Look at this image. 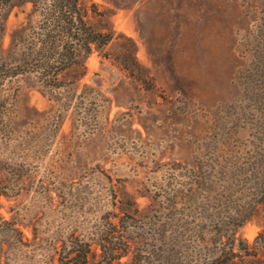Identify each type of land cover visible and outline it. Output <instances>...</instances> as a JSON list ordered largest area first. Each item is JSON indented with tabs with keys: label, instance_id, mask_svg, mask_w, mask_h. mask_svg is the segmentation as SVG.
<instances>
[{
	"label": "rangeland",
	"instance_id": "obj_1",
	"mask_svg": "<svg viewBox=\"0 0 264 264\" xmlns=\"http://www.w3.org/2000/svg\"><path fill=\"white\" fill-rule=\"evenodd\" d=\"M79 1L112 39L77 81L19 76L11 98L0 212L29 240L15 264H58L111 213L137 219L133 253L158 252L162 235L190 251L202 229L252 243L264 226V0ZM32 11L14 0L0 12L2 49L39 21Z\"/></svg>",
	"mask_w": 264,
	"mask_h": 264
},
{
	"label": "trees",
	"instance_id": "obj_2",
	"mask_svg": "<svg viewBox=\"0 0 264 264\" xmlns=\"http://www.w3.org/2000/svg\"><path fill=\"white\" fill-rule=\"evenodd\" d=\"M12 1L0 0V12ZM18 1L31 2L39 21H28L6 49H2L5 24L0 21V147L12 131L11 98L19 76L31 75L43 87L58 88L59 75L71 71L75 82L86 73V57L112 39L110 33L93 25L88 8L79 0ZM6 188L0 176V196ZM261 204L264 213V198ZM136 221L132 215L125 219L115 213L105 215L89 237L63 245L58 264H92L93 244L100 249L99 264H121L124 257L128 260L122 264H264V226L252 243L244 245L237 242L233 229L228 233L219 229L205 233L202 229L191 241L194 247L190 251L182 250L177 237L162 235L158 252L139 249L133 253L129 240ZM23 237L18 222L0 212V264H15L17 251L29 243ZM48 264H53V259Z\"/></svg>",
	"mask_w": 264,
	"mask_h": 264
}]
</instances>
